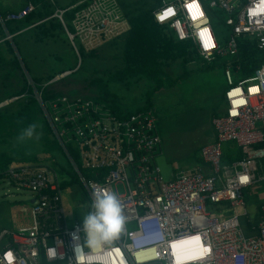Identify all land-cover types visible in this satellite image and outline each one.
<instances>
[{"label": "built area", "instance_id": "2783aa9c", "mask_svg": "<svg viewBox=\"0 0 264 264\" xmlns=\"http://www.w3.org/2000/svg\"><path fill=\"white\" fill-rule=\"evenodd\" d=\"M211 1L228 14L225 23L231 35L226 47L218 43L202 0H161L152 15L177 40L190 39L205 61L223 54L234 57L241 35L253 36L264 52V0H240L243 7L235 16L229 0ZM33 9L29 2L0 22L21 20ZM72 10L69 31L63 15ZM49 18L59 20L79 60V49L96 50L130 27L116 0H80L57 7ZM224 78V112L211 119L215 139L198 151L206 168H185L168 180L154 160L161 138L150 110L120 113L102 102L66 95L44 102L34 90L85 190L88 212L93 193L105 190L119 199L124 222L114 239L87 249L82 225H69L65 219L61 188L67 180L60 179L57 169L47 164L9 165L4 177L32 193V222L0 231V264H264V204L255 234L245 235L240 222L246 216L242 191L259 179L257 160L264 158V147H255L264 141V62L237 82L225 67ZM29 85L33 87L32 81ZM230 141L243 157L223 164L222 146ZM184 241L192 246L175 251ZM78 244L84 252L76 258Z\"/></svg>", "mask_w": 264, "mask_h": 264}, {"label": "rangeland", "instance_id": "374dc122", "mask_svg": "<svg viewBox=\"0 0 264 264\" xmlns=\"http://www.w3.org/2000/svg\"><path fill=\"white\" fill-rule=\"evenodd\" d=\"M23 1L0 0V10L4 8L16 9ZM57 1L65 6L75 0ZM134 1L138 0H116L118 5L121 3L131 4ZM202 2L207 9V15L218 43L221 47H226L231 35L230 26L225 24L227 12L220 7L218 2L214 3L211 0H202ZM229 3L234 8V16L243 7L242 1L239 0H229ZM23 31L16 35L15 47L23 57L31 76L40 77L64 69H70L72 72L73 69L77 70L79 67L77 71L75 70L72 75L59 83V86L69 96L92 99V94L95 91H85L82 87L84 79L91 77L90 74L97 69L99 70L97 75L101 76L103 83L106 84L105 89L116 93L117 104L121 111H135L150 97V110L155 117L157 131L161 138L160 151L154 160L165 180L171 178V173L192 167L199 161L197 150L208 141L212 132L210 123L212 113L213 111L220 113L225 108L222 97L226 86L225 67L230 70L234 82L245 77L240 75V71L236 70L237 67L233 69L230 66L233 57L229 54L216 55L210 61L195 59L186 65L176 61L172 63L171 67L165 69L164 85L169 81L174 82L181 72L187 71L189 75L187 74L186 78L177 80L170 87L163 85L152 95L149 92L153 83L146 79L135 81L131 79L128 86L122 81L108 80L106 75L103 76V72H101L103 69L122 65L119 54L120 47L119 49H110L108 45H105L96 56L88 57L84 54L79 60L75 57L65 34L60 33L59 36L49 38L43 43H35L30 38L27 39L28 32ZM76 43L78 48H81L78 41ZM96 101L100 102L98 99ZM38 136L39 133L34 132L30 138L13 139L27 146L30 151L37 153ZM222 147L224 152L231 157L238 151L237 145L233 141L224 143ZM1 150L8 152V149L4 147ZM38 155L42 158L39 152ZM50 155L60 179L67 180L66 185L61 188V202L65 219L69 225L74 221L82 225V216L88 213V198L84 189L75 179V173L59 143L50 151ZM48 161L45 159L44 162L40 163L51 164ZM257 168L259 179L252 186L242 191L246 216L241 217L240 222L244 232L248 222L253 223L257 220L259 207L264 204V158L257 160ZM31 199L32 193L29 190L17 188L7 177L0 178V231L2 229L15 231L20 225L31 224ZM128 227H133V224H129ZM245 234L248 235L246 232Z\"/></svg>", "mask_w": 264, "mask_h": 264}, {"label": "trees", "instance_id": "16d2710c", "mask_svg": "<svg viewBox=\"0 0 264 264\" xmlns=\"http://www.w3.org/2000/svg\"><path fill=\"white\" fill-rule=\"evenodd\" d=\"M29 1L33 4L34 9L23 18V23L29 26L44 20L34 25V28L27 30L30 39L35 42H44L49 40V38L51 39L55 36H59L60 33L65 34L59 20L56 18H49L57 8L56 2L53 3L51 0ZM73 3L75 2H72V4ZM160 4L161 0H138L131 4H119L130 27L125 34L103 45H108L110 49H119L120 47L119 54L122 65L120 67L106 68L101 71L103 72V76L106 75L105 77H107L108 80L122 81L129 86L131 79L134 81L146 79L153 83V87L149 92L153 95L156 90L164 85L163 81L166 75V67L176 61H180V64L186 65L195 59H199L190 39L179 41L175 38L166 24H157L154 21L152 12L160 6ZM72 14L73 10L63 15V19L69 31L72 30L70 26ZM5 28L8 34L11 35V40L15 45L16 33L22 30V26H20L17 21H8L5 22ZM5 36L4 30L0 26V103L12 97L16 98L0 107V178L4 177L3 172L9 165L22 163L39 165L41 164L40 162H44L45 159H48V162L51 163L48 165L54 167L50 151L57 147L58 141L54 137L42 114L41 108L35 99L34 90L40 92L44 102L59 95H66L72 98L59 86V83L72 75L76 70L73 69L70 74L48 83L56 75L70 69L34 77L29 73L26 63L23 57H21L26 70L31 76L33 88L29 85L20 67V62L14 54L11 42L4 39ZM103 46L89 52H85L82 48L79 49L80 59L84 54L88 57L96 56ZM117 56H119L118 53ZM263 62L264 52L258 48L255 38L248 35L239 36L237 39V53L230 62V66H232L233 69L237 67L240 71V75L246 77L252 74ZM98 71L99 70L95 69V71L90 74L91 77L84 79L82 88L85 89V91H95V93L92 94L93 100L98 99L112 110L121 113V108L117 104L116 93L105 89L106 84L103 83L102 77L97 75ZM184 75L185 72L181 77H184ZM179 78L180 77L177 79ZM171 83L174 82L171 81ZM150 108L151 100L150 97H148L145 103L137 107L135 111L150 110ZM217 115L220 114L215 112L214 116ZM29 125H35L34 132L39 133L38 152L42 155V158L39 157L38 152L34 153L30 151L27 146L13 139L19 138L24 129ZM3 147L7 148L8 152L2 151L1 149ZM255 147H264V141L256 144ZM67 149L72 158L77 161L71 148L67 147ZM237 149L238 151L232 157L223 151L222 163L226 164L241 159L243 157L242 151L238 146ZM66 183L67 182H64L62 187H64ZM258 220L259 212L255 222H246L245 232L248 235L256 233Z\"/></svg>", "mask_w": 264, "mask_h": 264}, {"label": "clouds", "instance_id": "9594fccd", "mask_svg": "<svg viewBox=\"0 0 264 264\" xmlns=\"http://www.w3.org/2000/svg\"><path fill=\"white\" fill-rule=\"evenodd\" d=\"M34 128L35 125H29L24 129L19 139L32 137ZM123 222L121 203L114 193L105 190H98L93 193L91 210L82 216V231L85 237L84 247L96 250L103 243L111 241L120 233ZM178 246L188 249L192 246V243L184 241ZM75 251L77 252L76 258L84 252L79 244L76 246Z\"/></svg>", "mask_w": 264, "mask_h": 264}, {"label": "crops", "instance_id": "0c3cea01", "mask_svg": "<svg viewBox=\"0 0 264 264\" xmlns=\"http://www.w3.org/2000/svg\"><path fill=\"white\" fill-rule=\"evenodd\" d=\"M53 3H55L56 2V4H57V7L59 6V7H66V6H69V5H71L72 4V2H78V1H80V0H75V1H72L71 3H69L68 5H65V6H63V5H61L60 3H59V1H57V0H51ZM240 1V0H239ZM30 1L29 0H24L22 3H20V5L16 8V9H8V8H4V9H1L0 10V18H4L5 16H6V14L8 13V12H16V11H18V10H20V9H22L23 7H25L28 3H29ZM31 3V2H30ZM74 4V3H73ZM122 11V10H121ZM123 12V11H122ZM124 14V13H123ZM10 21H12V20H10ZM15 21H17L18 22V24L20 25V26H22V30H21V32L24 30V31H27V30H29V29H31V28H34V25H37L38 23H40V22H37L36 24H31V25H25L24 23H23V19H21V20H15ZM5 22H8V21H4V23H2V22H0V26H1V28L4 30V32H5V34H6V36H5V38L4 39H7V40H9L10 42H11V46H12V48H13V51H15V49H16V47H15V45L13 44V41L11 40V35H10V38H7L8 37V32H7V30H6V28H5ZM23 31V32H24ZM20 32V31H19ZM17 34H20V33H16V35ZM27 39H29V34L27 35ZM31 41L32 42H35V41H33L32 39H31ZM35 43H37V42H35ZM40 43H43V42H40ZM15 48V49H14ZM15 56L17 57V59L19 60V62H20V67L22 68V71H23V73H24V71L26 70V68H25V66H24V63L22 62V59H21V54H19L18 52H17V50L15 51ZM200 58V57H199ZM201 59V58H200ZM203 60V59H202ZM180 63V62H179ZM172 66V64H170L168 67H166L165 69H167V68H169V67H171ZM25 69V70H24ZM27 71V70H26ZM28 72V71H27ZM185 72V75H184V77H181V75L183 74ZM184 72H181L178 76H177V78L178 77H180L179 79H175V81H174V83L177 81V80H180V79H183V78H186L188 75H189V73H187V71H184ZM189 72V71H188ZM29 74V73H28ZM188 74V75H187ZM25 75V74H24ZM174 83H171V81H169L167 84H165L166 86H168V87H170L172 84H174ZM164 85V86H165ZM151 111V110H150ZM123 112V111H122ZM222 112H224V111H222ZM222 112H220L221 114H223ZM126 113H129L128 111H126ZM152 113V112H151ZM219 113V114H220ZM214 114H215V112L213 111V113H212V116H211V119H212V117L214 116ZM153 115V114H152ZM155 118V117H154ZM211 123V122H210ZM211 126H212V124H211ZM215 139V131H214V128H213V126H212V132H211V134H210V136H209V139H208V141L207 142H205L203 145H206V144H208V143H210V142H212L213 140ZM202 145V146H203ZM202 146H200V147H202ZM200 149V148H199ZM199 149L197 150V152L199 151ZM198 162H196L193 166H201V167H204V168H206V165L204 164V162L200 159V157H199V155H198ZM192 166V167H193ZM171 176H172V173H171Z\"/></svg>", "mask_w": 264, "mask_h": 264}, {"label": "water", "instance_id": "95a60500", "mask_svg": "<svg viewBox=\"0 0 264 264\" xmlns=\"http://www.w3.org/2000/svg\"><path fill=\"white\" fill-rule=\"evenodd\" d=\"M7 38H10V36L7 37ZM14 49H15V48H14ZM15 51H16V49H15ZM24 70H25V69H24ZM24 74H25V77H26L28 83L31 82V78H30V76H29V74H28V72H27L26 70L24 71ZM62 74H63V73H62ZM62 74H58V75H56L52 80H56V79H58V78H60V77H63L64 75H62ZM28 78L30 79V81H29ZM34 94H35V91H34ZM15 98H16V97H12V98H10V99L4 100L3 102L0 103V107L3 106V105H5V104H7V103L10 102V101H12V100L15 99Z\"/></svg>", "mask_w": 264, "mask_h": 264}, {"label": "bare ground", "instance_id": "6f19581e", "mask_svg": "<svg viewBox=\"0 0 264 264\" xmlns=\"http://www.w3.org/2000/svg\"><path fill=\"white\" fill-rule=\"evenodd\" d=\"M191 245V244H190ZM191 247V246H190ZM177 248H179V250H175V251H181V250H184L181 246H177ZM191 251H187V254H190Z\"/></svg>", "mask_w": 264, "mask_h": 264}]
</instances>
